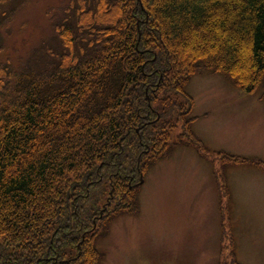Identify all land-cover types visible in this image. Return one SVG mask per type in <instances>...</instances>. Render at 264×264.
Segmentation results:
<instances>
[{
    "label": "trees",
    "instance_id": "trees-1",
    "mask_svg": "<svg viewBox=\"0 0 264 264\" xmlns=\"http://www.w3.org/2000/svg\"><path fill=\"white\" fill-rule=\"evenodd\" d=\"M24 1L0 0V37ZM48 15L42 55L0 40V264H101L97 238L139 212L141 176L176 146L209 152L190 78L264 85V0H59Z\"/></svg>",
    "mask_w": 264,
    "mask_h": 264
},
{
    "label": "rangeland",
    "instance_id": "rangeland-1",
    "mask_svg": "<svg viewBox=\"0 0 264 264\" xmlns=\"http://www.w3.org/2000/svg\"><path fill=\"white\" fill-rule=\"evenodd\" d=\"M58 1L20 4L0 37L16 60L53 47L48 11ZM187 41L189 52L203 50L197 36ZM186 90L194 100L193 129L210 153L176 146L149 169L140 212L118 216L97 239L101 264H226L231 247L244 264H264V85L245 93L226 74L203 69ZM44 138L41 147L50 139ZM220 152L251 159L231 162Z\"/></svg>",
    "mask_w": 264,
    "mask_h": 264
}]
</instances>
